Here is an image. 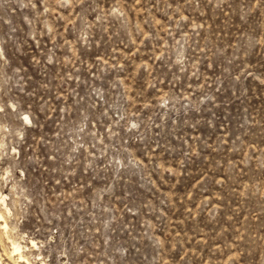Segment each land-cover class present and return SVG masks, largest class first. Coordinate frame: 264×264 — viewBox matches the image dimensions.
<instances>
[{"label": "rangeland", "instance_id": "rangeland-1", "mask_svg": "<svg viewBox=\"0 0 264 264\" xmlns=\"http://www.w3.org/2000/svg\"><path fill=\"white\" fill-rule=\"evenodd\" d=\"M0 209V264H264V0H0Z\"/></svg>", "mask_w": 264, "mask_h": 264}, {"label": "bare ground", "instance_id": "bare-ground-1", "mask_svg": "<svg viewBox=\"0 0 264 264\" xmlns=\"http://www.w3.org/2000/svg\"><path fill=\"white\" fill-rule=\"evenodd\" d=\"M0 216H1V217L3 216L1 209H0ZM13 244H14V252L18 253L19 256H20L21 258H24L25 255H24V253L21 251V245L15 243V242H14ZM9 254H10V253H9ZM18 254H17V255H18ZM15 256H16V255H15ZM7 258H8V257H7ZM16 258H17V257H16ZM5 264H6V263H5Z\"/></svg>", "mask_w": 264, "mask_h": 264}]
</instances>
